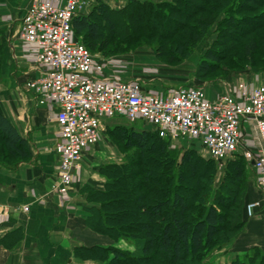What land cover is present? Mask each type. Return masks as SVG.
Returning <instances> with one entry per match:
<instances>
[{"label":"trees","instance_id":"16d2710c","mask_svg":"<svg viewBox=\"0 0 264 264\" xmlns=\"http://www.w3.org/2000/svg\"><path fill=\"white\" fill-rule=\"evenodd\" d=\"M259 11L262 14L255 15ZM71 25L75 40L83 38L86 45L81 44L89 52L106 50L111 42L133 44L151 38L158 44L156 58L175 64L215 27L217 42L206 53L207 60L199 69L201 76L217 73L221 62L238 50L242 51L237 57L241 64H260L264 70V0H129L118 11L97 6L87 16L74 17ZM107 131L134 154L126 156L124 163L98 169L105 179L101 189H82L94 206L87 209L85 224L114 243L122 240L132 244L135 251L80 248L74 251L76 259L100 264H209L210 256L243 230L248 202L242 157L227 160V181L221 193L210 197L214 160L204 162L186 153L178 164L167 151L169 140L154 131L122 126ZM0 148L8 161H13H0L2 166H14L31 157L27 140L2 114ZM204 165L210 168L202 169ZM189 177L197 178V189L190 199L180 193ZM121 197L123 201L114 212L109 204ZM223 264H264V252L251 249Z\"/></svg>","mask_w":264,"mask_h":264},{"label":"built area","instance_id":"2783aa9c","mask_svg":"<svg viewBox=\"0 0 264 264\" xmlns=\"http://www.w3.org/2000/svg\"><path fill=\"white\" fill-rule=\"evenodd\" d=\"M89 3L35 1L17 27V37L31 56L25 92L36 106L57 111L53 123L58 166L50 192L67 196L85 152L100 141L106 122L123 118L147 124L171 142L195 140L219 164L242 157L260 196L245 206L247 219L253 218L264 208V84L248 88L224 83V93L210 101L205 85L162 95L139 79L111 80L105 76V64L74 38L71 22ZM251 131L256 139L247 142ZM15 211L26 213L28 207Z\"/></svg>","mask_w":264,"mask_h":264},{"label":"crops","instance_id":"0c3cea01","mask_svg":"<svg viewBox=\"0 0 264 264\" xmlns=\"http://www.w3.org/2000/svg\"><path fill=\"white\" fill-rule=\"evenodd\" d=\"M35 1L40 0H0V25L11 23L9 15L14 17L13 22L19 24L27 8ZM50 1L62 5L66 0ZM10 35L5 31V68L11 80L0 85V114L27 140L31 157L14 166L0 165V264H97L79 261L74 257V251L116 247V243L87 228V209L94 206L81 192L86 186L102 188L105 180L90 168L95 166L92 160L103 153L102 148L106 146L103 140L108 146L111 142L105 135L102 139L100 137L96 148L94 146L85 152L76 173L79 180L67 196L50 192L58 166L54 151L56 127L49 120V110L36 106L25 92L23 83L27 79L25 73L31 65V56L17 37V28ZM104 73L111 80H116L105 70ZM5 90L7 93L2 92ZM223 91V86L215 84L206 89V95L213 101ZM121 121L109 120L105 127L123 126ZM252 134L253 131L249 133L247 142H251ZM249 193L251 196L247 197V202L260 197L254 184L250 186ZM21 207H28V212L15 211ZM251 249L264 252V208L248 219L243 230L226 247L216 251L212 260L216 261L215 264L228 263Z\"/></svg>","mask_w":264,"mask_h":264},{"label":"rangeland","instance_id":"374dc122","mask_svg":"<svg viewBox=\"0 0 264 264\" xmlns=\"http://www.w3.org/2000/svg\"><path fill=\"white\" fill-rule=\"evenodd\" d=\"M89 1L90 3L88 7L84 12L79 14L80 16L89 15L92 12V10H94L95 7L100 6L102 4L106 5L111 10L118 11L122 9L124 6H126L129 0H89ZM137 1L143 2L145 0H137ZM261 14L262 11H259L255 15L259 16ZM9 19L11 22L9 25L7 26L0 25V85L6 84L8 80H11L5 68L6 43L4 41V33L5 31L6 32L9 31L11 34L10 36H12L14 29L18 27V22H13L14 17L11 15H9ZM165 26H166L165 24L161 25V28H164ZM76 40L86 45L83 38L76 37ZM216 42H217V33L215 31V27H213L210 30H208L203 40L200 41L199 43H196L195 46L191 48L177 64L156 58L154 50L156 49L158 44L156 40L151 38L149 39L141 38L140 40H137V42L133 44L111 42L109 43L108 46L109 48L106 50L105 49L98 50L96 48L90 52L99 62H103L105 64L104 70L106 71V74L107 73L111 74L114 79L119 81H126L133 79H139L141 81H144L147 84V87L150 89V91H152L154 94L167 95L174 89L195 87L201 85H205V88L208 89L209 86L215 84L221 85V87L223 86L224 88V83L229 85L243 83L247 85L248 88H253L264 84V70H262L261 68L262 66L260 64L258 65L256 64L255 66H248L247 64L246 65L241 64L240 60L237 59V57H240L241 55L240 53L242 52L241 50H238L236 53H232L228 55L226 61L221 62V64L219 65L220 68L217 73L208 76H201L199 74L200 66L204 63V61L207 60L205 58L206 53ZM234 60L237 61V63L234 62ZM25 82L23 83V86L25 85ZM2 92L7 93L6 90ZM56 114L57 111L55 109L49 110L48 116H49V120L52 122V125H54L53 121L55 119ZM112 120H122L121 121L123 125L122 127L126 129H131L133 131L145 130L148 132H153L151 126L141 121H137L135 124H130L126 122L123 118L112 119ZM105 135L107 136L108 141L111 142V145L109 144L108 146L106 141L103 140L102 143L103 144L105 143L104 145L106 146L102 148L103 151L102 155L99 154L96 157V159L94 158L92 160L93 163L91 162L95 166L91 167L90 170L95 169L97 174H98L97 171L100 167L110 164L124 163L126 156L131 154L130 156L132 157L134 154L133 150L132 152L131 150H129L130 152L127 151L123 147L119 139H117V137L109 135L106 127L104 128L101 134V139ZM249 139L251 141L252 140L255 141L256 136L254 132ZM169 142L170 143L168 144L167 151H169L172 154L176 163L178 164H180L184 154L186 153H192V155L195 158L201 159L204 162H213V160L207 155L206 151L195 140L179 139L173 142L171 141ZM4 154L5 153L1 152V148H0V161H5L8 164H13V161H8V159ZM213 163H214L215 171L213 175V187H212L213 192L210 197H216V195L221 193L222 190L221 187L223 183L227 181L226 180L227 175L225 172L227 161H224L222 164H219L217 162H213ZM207 165L202 166V169H209L210 166ZM244 166L246 171L244 175L245 178L244 181L247 187L244 197H250L251 195L249 193V188L253 184L254 175L245 160H244ZM182 170L185 171L186 167H183ZM199 172L201 173V171ZM77 180H79V178L77 177L76 174L75 180L73 182V186L76 182H78ZM196 181H197L196 177H189L188 182H185L180 189L181 195L185 196L188 199L194 197V192L197 189ZM129 187L133 189L132 184H130ZM257 194L259 195L258 192ZM129 197L130 196L126 198ZM123 198L124 197H121L119 198V200H117V202L113 201L109 204L112 206V210L114 212L116 211V209L120 207ZM116 247L123 251H135V248L132 244L122 240L116 243ZM212 255L208 259L209 264H215L216 262L212 260ZM214 257L216 256L213 255V258ZM76 264H81V263L77 262Z\"/></svg>","mask_w":264,"mask_h":264}]
</instances>
